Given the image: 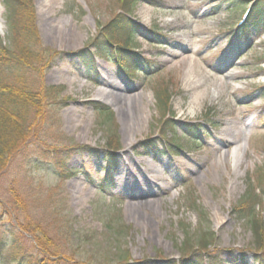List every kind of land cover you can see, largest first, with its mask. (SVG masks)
Returning <instances> with one entry per match:
<instances>
[{
  "label": "rangeland",
  "instance_id": "rangeland-1",
  "mask_svg": "<svg viewBox=\"0 0 264 264\" xmlns=\"http://www.w3.org/2000/svg\"><path fill=\"white\" fill-rule=\"evenodd\" d=\"M137 1L128 14L137 29L134 48L150 64L136 67L139 74L131 78L102 60L90 74L79 55L89 50L101 27L121 14L123 0H33L39 42L45 52L57 56L43 77L32 74L29 83L61 93L46 109V124L34 144L36 159L15 157L0 172V238L6 260L13 236L18 238L17 249L32 245L21 231L30 224L66 253L69 264H118L120 256L129 264H173L182 257L179 245L186 237L197 239L210 231L218 264H242L244 254L247 264H255L254 231L232 212L264 175V35L230 48L229 32L256 0H246L242 8L229 0ZM5 17L0 3V36L9 47L14 38L8 35ZM65 31L75 34L74 46L62 45ZM108 80L140 96L129 120L120 116L117 105L100 101L113 113L112 120L91 105L100 88L108 91ZM193 81L197 83L192 86ZM166 87L177 130L170 143L181 147L175 157L161 146L160 153L139 147L158 136L163 116L157 94ZM196 124L204 129L193 135L189 126ZM229 128L237 138L227 134ZM110 135L120 148L111 179L103 155L91 151L103 148ZM240 140L249 147L235 157L231 150ZM42 141L59 151L90 148L68 159L71 169L83 172L61 177L52 163L54 154L42 150ZM149 166L158 173L151 174ZM154 177L155 204L143 208L147 199L131 200L129 194ZM260 206L256 214L264 227V197ZM260 235L264 242V230Z\"/></svg>",
  "mask_w": 264,
  "mask_h": 264
},
{
  "label": "trees",
  "instance_id": "trees-1",
  "mask_svg": "<svg viewBox=\"0 0 264 264\" xmlns=\"http://www.w3.org/2000/svg\"><path fill=\"white\" fill-rule=\"evenodd\" d=\"M0 3L5 10L6 24L9 26L8 35L14 38L13 45L6 47L3 45L0 36V172H3L15 157L26 156L29 160L36 159L39 152L34 144L38 141V135L43 131L42 129L46 124L48 114L46 109L57 102L61 89L47 87L45 90H39L29 83L32 74L43 77L57 56L45 52L39 42L33 0H0ZM137 3V0H123L121 14H117L111 22L99 29V33L92 40L89 50L84 49L79 52L84 64L91 70V74L96 71L97 60L115 64L131 78H135L139 74L136 72V67L150 64L140 58L134 48L136 40L133 36L137 29L128 14L135 9ZM229 3L235 8H242L246 4V0H229ZM253 3L244 26L230 31L232 45L242 43L249 45L255 38L264 34V0H256ZM122 41H124L123 45L121 44ZM119 45H122L123 49L119 48ZM155 66L153 65L151 69H154ZM167 89L169 88H161L157 94L159 113L163 116H161L162 120L159 123L158 136L148 138L139 147L160 153L159 147L161 146L166 149L167 154L176 156L181 151V147L175 143H170L177 130L175 122L170 118L171 110L168 102L171 92ZM91 105L107 119L112 120L114 118L113 113L101 103H91ZM189 127L193 135L196 131L199 132L204 129V125L201 124ZM112 135L114 136V132ZM42 142L44 143V141ZM50 148H47L46 144L42 146L43 151H50L54 154L52 163L59 170L61 177L69 179L83 172L71 169L68 159L76 151L86 152L90 148L78 146L76 151L69 148L64 151H59L58 148ZM119 150L118 143L111 135L103 148L100 150L91 149L98 156L103 155L104 170L109 179L116 171V153ZM255 184L257 186L251 185L248 188L232 213L240 221H246L252 227L254 238H256L253 245V249H256L254 253L255 264H264V242L260 235V231L264 230V227L257 219L256 214L257 210L261 209L260 205L264 197V175L259 176ZM102 189H99V192L102 193ZM28 226L30 224L22 226L21 231L31 238L32 245L30 247L35 249L30 247L29 249H17L18 238L13 236L9 246L10 258L6 260L3 254L5 242L0 238V264H5L2 262L3 257L7 264H69L70 260L66 257V253L62 252L61 249H55L51 244V239L49 240L40 228ZM214 241L215 234L212 231L202 232L197 239L192 236L186 237L179 245L180 252H182L180 261H172V263L218 264L221 261H219L217 253L211 252L212 248H215ZM119 258L118 264H129L126 257L120 256ZM240 262L247 264L245 254ZM70 264H89V262L85 260L82 263L73 261ZM132 264L155 263L137 261Z\"/></svg>",
  "mask_w": 264,
  "mask_h": 264
},
{
  "label": "bare ground",
  "instance_id": "bare-ground-1",
  "mask_svg": "<svg viewBox=\"0 0 264 264\" xmlns=\"http://www.w3.org/2000/svg\"><path fill=\"white\" fill-rule=\"evenodd\" d=\"M47 3L49 4H53L55 2H57V0H46ZM2 26L0 25V28ZM64 39L62 38V42H63V46H74L75 42H76V36L75 34H71L70 32H62ZM82 79L77 78L75 79V81L79 82ZM197 82L193 81L192 83L190 82V85H194ZM107 88L108 91L104 90V88H100L99 92L97 93V96L93 99L95 101L99 100V101H103L105 103H109L112 105H117L119 106V114L120 116L124 117L125 119L129 120L130 117H132L135 112L137 111L138 107H139V99L138 97H140L138 94H134L135 91L134 89H132L131 87H126L123 86L121 84H113L112 82H110L109 80L107 81ZM133 94V95H132ZM129 95H131L129 97ZM138 100V103H137ZM227 134L228 135H232L233 139L237 138V132L234 131L232 128L227 129ZM239 143L237 145H235L234 151H233V155L235 157L239 156V155H243L246 154V149L249 147V143H245L242 141H238ZM150 168L148 169V171L151 174H156L158 173L156 168H153V166H149ZM154 181H148L146 180L144 183V186L141 187H136L134 190V192L129 194V197L131 200H141L144 201L145 199H147V201L145 200L144 206L148 207L150 205H154V198L158 195V180L156 177H154Z\"/></svg>",
  "mask_w": 264,
  "mask_h": 264
}]
</instances>
